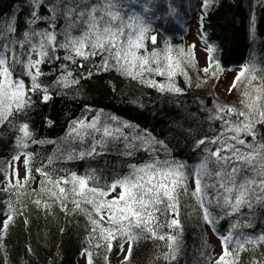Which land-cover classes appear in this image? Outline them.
<instances>
[{"label":"trees","instance_id":"trees-1","mask_svg":"<svg viewBox=\"0 0 264 264\" xmlns=\"http://www.w3.org/2000/svg\"><path fill=\"white\" fill-rule=\"evenodd\" d=\"M94 1L101 4L100 0H0V52L9 58L13 77L23 80L26 88L32 83L24 69L27 54L33 45L39 49L41 41L35 34L49 32L52 23L61 40L55 42V47H46L48 55L39 65L38 82L47 88L49 99H43L42 90L28 91V106L19 111L13 107L12 114L0 123V184L7 179L10 161L19 153L30 158L31 170L27 180L24 176L19 185L7 184L0 191L3 221L9 214L12 216L6 230L3 221L0 224V264H79L82 254L86 256V264L88 254L92 264H125L124 257H119L120 243L124 240L113 241L109 251L102 236V230L110 226L104 217L101 220L107 210L98 215L93 205L86 203L93 199L99 203L105 201L104 197L91 193L76 195L71 183L60 184L66 189L61 194L59 187L36 169L46 171L54 179H70L72 173L78 177L93 176L88 181L89 187L106 188L145 165H182L188 174L193 166L213 159L210 152L219 148L211 141L221 136L225 124L223 118H217L214 99L190 88L182 74L173 78L175 89H180L177 92L156 86L154 79L161 83L164 80L152 71L153 63L127 75L107 52L88 59L73 54L75 62L64 59L69 52L57 45L64 43L68 34L79 37L86 31L87 10ZM198 4V30L208 47L210 68L264 65V0H207L206 5L205 0H188L187 8H197ZM184 5L180 0H171L165 6L163 3L155 9L149 7L148 14L137 8L136 17H142L148 28L140 55L143 52L142 56L148 59L152 52L179 46L182 39L175 34L178 23L166 17L171 13L170 7L185 11ZM95 15L100 17L97 12ZM155 15L157 19L153 20ZM25 33L29 34L27 38ZM152 36L156 37V43L152 42ZM13 55L20 62L12 61ZM97 109L133 124L143 134L149 133L159 142L158 148L153 151L138 140L119 138L108 140L96 149L97 154L87 155L89 140L74 137L70 130L74 122L89 118ZM25 123L31 135L25 138L23 147L18 139L23 136L19 129ZM201 140L206 142L200 144ZM81 153L85 155L81 157ZM26 171L25 166V175ZM251 175L246 168L238 179ZM190 188L186 184L177 190L181 192L175 217L179 226L168 227L175 214L172 217L157 214V236L176 237L175 258L166 255L170 253L167 239L155 238L133 226L132 232L138 235L130 242L132 251L127 264H212L208 222L221 241L224 236H232L227 245L229 250L237 248V240L244 244L238 264H264V242L247 243L264 236V200L253 198L251 207L244 203L233 211L203 195L201 207L191 195L195 189ZM74 201L80 202L79 208ZM205 208L209 220L204 218ZM92 220L98 224L93 225ZM233 221L236 223L231 224ZM222 245L224 248L223 242Z\"/></svg>","mask_w":264,"mask_h":264},{"label":"snow or ice","instance_id":"snow-or-ice-1","mask_svg":"<svg viewBox=\"0 0 264 264\" xmlns=\"http://www.w3.org/2000/svg\"><path fill=\"white\" fill-rule=\"evenodd\" d=\"M105 6H101L100 9L96 7H91V10L87 13V29L79 37H72L65 40L64 43L58 44V47L64 48L69 52V55H65V60H73L74 56H80L84 59H88L90 56L99 55L102 52H107L110 57L116 60V63L120 65L121 70L127 75H133L132 69L139 66L141 69L147 63V59L138 56L137 51L144 47L145 34L148 32V28L144 25L143 21L139 17H129L130 21L128 24L121 22L118 26H113L114 21L120 19L119 13L112 11L114 5L111 0H104ZM207 0H205V5ZM97 11H101L104 15L109 17L108 21H104L103 15L99 18L95 15ZM85 13H81V16ZM35 17L36 14L33 13ZM34 22V21H33ZM125 28L128 31H125ZM28 33H25V37H28ZM41 37L39 44V49L33 45L30 51L36 52L40 57L36 60L29 59L27 62V67L29 69L35 68V72L29 71L27 74L31 76V87L26 88L23 80H18L13 78V72L11 70V63L9 58L0 52V123H3L9 115L12 114L13 107L16 111L22 110L28 106L29 98L27 96L28 91L42 90L45 95L43 99L47 101L49 96L47 95V88H44L39 82L38 77L41 75L39 70V65L44 62V57L48 55L46 47L48 45H53L56 42L55 32H45L38 33ZM126 37L125 39H121ZM151 40L156 43V37L152 36ZM85 48H89V51H85ZM53 51L55 48L52 49ZM211 51V49H209ZM74 54V56H73ZM157 53L153 52L152 56L155 57ZM12 61L20 62L16 59L15 55L12 56ZM123 61V63H121ZM139 61V65H137ZM217 67H219L217 65ZM105 68H107V58L105 59ZM159 72V68L156 69ZM203 71L207 72L208 69L205 68ZM247 69L241 70V72L236 76L233 81L232 86L229 91L235 88L236 83L240 81L241 77L245 76ZM163 74V73H160ZM69 77L71 73L67 74ZM91 75V73H89ZM169 77H171V66H169ZM135 78V76H133ZM65 77V81H66ZM255 79V77H252ZM73 83L78 81L73 80ZM251 83V80H249ZM163 88V86H161ZM179 92L180 89H174ZM264 89H256L259 93ZM246 98H250V93H244ZM259 96L251 100L250 103H245V107L248 109L247 112L240 111L236 112L234 108H218L219 113L232 114L236 113L238 116L243 117L242 121L235 124L230 123L229 120H224V124L227 126V131L232 132L233 135L223 138V133L221 137L212 140L211 143H220L221 147L217 148L215 151H211L210 155L216 158V162H224L225 165H231V171H227L226 168H222L220 171L216 172V176L220 179V188L224 190L225 193L230 195L224 196L226 203L230 204L233 211L238 210L241 204L247 203L251 207V201L255 198L258 201L264 200V143L259 146H254L247 144L244 139L240 138L241 133L251 135L255 139L254 127L256 123H264V110H261L260 106L256 103L259 100ZM222 118V117H217ZM115 119V118H113ZM82 123V122H81ZM89 127L95 128V121ZM19 131L23 134L22 137L18 139V143L26 147L24 144L25 138L30 137L28 124H22ZM99 131V129H97ZM117 131H119L117 129ZM104 135H110L108 128L104 129ZM233 141L234 143H229ZM206 141H199L200 144H204ZM237 145L244 146L250 149V151H242ZM231 155H222L223 152H229ZM96 153V146L93 145L90 152L87 155H94ZM81 157L85 153L80 154ZM14 160L19 161L20 156L13 157ZM24 164L26 166L25 180L28 179L30 175V169L28 165L30 163V158L24 159ZM238 162V163H237ZM135 168V166H133ZM182 165H165L163 167H156L155 165H145L141 168L135 169L134 172L125 176L122 179H118L108 185L106 188L99 187H89L88 181L94 179L93 176L78 177L75 173H72L69 178H59L54 179L46 171L42 169H36V171L41 172L46 179L51 182L55 187H59V192L64 194L66 189L60 187L61 183H71L72 191L76 195L86 196L91 193L94 197H105L109 192H116L117 188L120 191L113 196L110 201H101L97 203L95 199L86 200V203L92 204L96 213L101 214L102 210L106 209L108 213V221L110 223H119V227L116 229H103L102 236L108 242L107 247L109 251L112 249L113 241H118L120 239L124 240V243H120V249L124 253V262L127 264L132 251L131 241L137 239L136 233H133L131 228L134 226L140 228L141 232L150 233L153 237L164 240L167 239L169 243L170 253L166 255H171L175 258V242L176 237L172 235L157 236V214L158 213H174L176 214L177 209V188L184 187L185 176L181 171ZM247 167L253 175L246 176L243 179H238L242 174L244 168ZM201 169L205 168V165L200 166ZM17 177V185H19V172L14 170ZM77 185L79 186V191H77ZM195 190L191 195L201 198L203 194V186L200 178L199 171L197 172V178L195 180ZM231 185V186H229ZM4 190V189H0ZM185 192L187 189H184ZM259 192L261 195H257ZM234 194V196H232ZM55 195V193H53ZM234 199V202H233ZM37 204L40 201L36 202ZM76 206L79 208L80 202L74 201ZM163 205V207H161ZM201 207H204L203 200L201 199ZM205 220H209V214L205 208ZM103 220V216H101ZM12 221V216L9 214L7 218L3 221V227L6 230L9 222ZM127 221V225L124 222ZM134 222V224H133ZM93 225H97L96 220H92ZM174 226H179L178 218L171 219L168 224L169 228ZM106 232V235L103 233ZM232 236L222 237V242L224 248L222 254L217 258L216 264H238L239 252L244 250V244L240 241H236L237 248L229 250L227 245L232 242ZM264 242V236H261L258 241H247V243ZM128 243L127 250L125 251L124 244ZM99 246V245H98ZM229 257L231 259H229ZM107 259V258H106ZM88 264H92L91 254H88Z\"/></svg>","mask_w":264,"mask_h":264},{"label":"rangeland","instance_id":"rangeland-1","mask_svg":"<svg viewBox=\"0 0 264 264\" xmlns=\"http://www.w3.org/2000/svg\"><path fill=\"white\" fill-rule=\"evenodd\" d=\"M171 0H111V3L114 5L112 11L118 12L120 19L112 22L113 26H118L123 22L124 24L131 23L133 21L129 20V17H136L137 13H139L137 8H142V10L146 11V13H151L150 8L155 9L156 7H160L166 5ZM181 5H184L187 8L188 0H180ZM101 4L94 1V5H91L87 10V13L91 10V7H96L100 9L101 6H105L104 0H100ZM160 3V4H159ZM160 5V6H159ZM199 4L197 8H187L185 11L177 10L175 7H170L168 12H171L166 18L169 21L176 22L177 21V31L175 34L180 37L182 40L178 44V47H168L161 52L158 50L155 53L157 55L155 57L150 56L147 59L146 65L149 63H153L152 71H154L157 76L163 78L164 82L161 83L159 80L154 79L156 86L164 89H175L176 85L174 83L173 78L176 77L177 73L182 74L187 82L188 86L193 90L198 92H204L210 94L214 99L216 110L218 108H234L236 112L245 111L248 109L245 107V103H250L251 100L255 99L259 96V100L256 103L260 106L261 110H264V90L261 92H257L256 89H264V65L260 67H254L251 65H245L241 67H234L230 69H219V68H210V61L208 59V47L204 44V42L200 39V33L198 30V15H199ZM181 11V12H179ZM101 17L103 15L104 21H108L109 17L104 15L103 12L97 11V14ZM140 18V17H139ZM142 18V17H141ZM140 18V20H141ZM157 19V15L153 17V20ZM180 20V22H179ZM86 29H87V21H86ZM176 27V26H175ZM51 29L49 32H55L53 29V24L51 23ZM85 31V30H84ZM81 32V35L83 32ZM127 32L128 29L125 28ZM64 37V36H63ZM65 40L68 38H72L71 34L66 35ZM122 39V38H121ZM56 41L61 43V40H58L56 33ZM55 47V44L51 45ZM33 46H31L30 50ZM172 49H175L172 51ZM153 53V52H152ZM138 56H142L139 54V50L137 51ZM143 57V56H142ZM36 60L38 59V55L36 52L29 51L27 54V60L25 61L24 69L28 73L29 71L35 72V68L29 69L27 67L28 60ZM139 65V61L136 62ZM169 66H171L172 75L169 77ZM140 67H135L132 69V72L136 71ZM159 68V72L156 69ZM207 68L208 71L205 72L203 69ZM247 69L245 72V76L241 77L240 81L236 83L235 88L229 91L230 87L233 84L236 76L241 72V70ZM163 73V74H160ZM255 77V79H252ZM14 79H18L13 77ZM19 80V79H18ZM251 80V83H249ZM250 93V98H246L244 93ZM220 117L223 120H229L230 123L235 124L239 121H242L244 118L238 116L236 113L227 114V113H219ZM115 118V119H113ZM95 121V128L89 127V125L93 124ZM82 122V123H81ZM260 124V125H259ZM108 128L110 135H104V129ZM99 129V131H97ZM117 129L119 131H117ZM255 131V139L251 135H247L241 133L240 138L244 139L247 144L259 146L264 143V123H256L254 127ZM71 135L76 138L88 139L89 146L86 150L91 151L93 145L96 146V149L101 148L105 145L108 140H115L122 138L123 140H129V142L138 140L141 142L142 146L148 148L150 150H156L158 147L156 146L157 140L154 139L149 133L143 134V132L137 131L136 126L130 124L128 122L122 121L118 119L115 115L111 113H107L101 109H97L92 116L89 118H84L74 122L72 128L70 130ZM223 138H227L233 135L232 132L227 131V126L225 125V131H223ZM221 137V136H219ZM261 141V143H259ZM229 143H234L233 141H229ZM219 148L221 144L215 143ZM240 147L242 151H250V149L245 148L244 146L237 145ZM87 151V152H88ZM222 155H231L229 152H223ZM16 156H20V160L16 161L12 159L10 161L8 167L7 179L5 182H1L0 188H7V184L10 186L17 185V177L15 175L14 170H18L19 172V184L22 182L25 176V164L24 159L25 155L23 153H19ZM238 163V162H237ZM177 164V163H176ZM204 164L205 168L201 169L200 166ZM175 167L176 165H172ZM163 167V166H161ZM222 168H226L227 171H231V165H225L223 161L217 163L216 158L210 157L209 160L203 161L195 166H193L188 174H186L184 168L182 167L181 171L184 173L185 181L184 187L188 184L191 188L195 189V180L197 178V172L199 171L200 178L203 186V194L202 196L210 197L209 199L215 203H218L221 207H226L227 210L232 208L230 204L226 203L224 200V196L230 195L225 193L222 188H220V179L216 176V172L220 171ZM247 167L244 168V170ZM253 175V173H252ZM213 184V185H212ZM231 186V185H229ZM179 188H177L178 190ZM1 191V190H0ZM120 191L117 188L116 192H110L107 196L104 197L105 201H110L113 196H115ZM180 193L176 192L177 196V209L180 205ZM233 196V194H232ZM181 199V197H180ZM197 201L201 203V198L196 197ZM199 199V200H198ZM234 202V201H233ZM163 207V205H161ZM174 213L164 214L166 217H172ZM177 214V213H176ZM176 214L174 218L176 217ZM108 221V213L106 212L102 215ZM213 216V215H212ZM5 214L0 212V224L3 221ZM109 229H116L119 227V223L113 224L110 223ZM206 227L207 236L212 243V255L213 261L212 264H216L217 258L222 254L223 245L220 236H217L214 233L212 225L210 222ZM236 221H233L231 224H235ZM226 235V234H225ZM125 251L127 250L128 243L124 244ZM120 258L124 257V253L121 251ZM118 257V259H120ZM79 264H86V256L85 254L80 255L78 258Z\"/></svg>","mask_w":264,"mask_h":264},{"label":"bare ground","instance_id":"bare-ground-1","mask_svg":"<svg viewBox=\"0 0 264 264\" xmlns=\"http://www.w3.org/2000/svg\"><path fill=\"white\" fill-rule=\"evenodd\" d=\"M183 207L185 206V204L182 205Z\"/></svg>","mask_w":264,"mask_h":264}]
</instances>
